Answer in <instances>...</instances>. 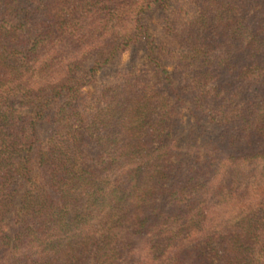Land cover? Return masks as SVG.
I'll return each instance as SVG.
<instances>
[{
  "label": "trees",
  "instance_id": "trees-1",
  "mask_svg": "<svg viewBox=\"0 0 264 264\" xmlns=\"http://www.w3.org/2000/svg\"><path fill=\"white\" fill-rule=\"evenodd\" d=\"M0 264H264V0H0Z\"/></svg>",
  "mask_w": 264,
  "mask_h": 264
},
{
  "label": "rangeland",
  "instance_id": "rangeland-1",
  "mask_svg": "<svg viewBox=\"0 0 264 264\" xmlns=\"http://www.w3.org/2000/svg\"><path fill=\"white\" fill-rule=\"evenodd\" d=\"M152 24V27L150 28L151 34L153 37H158V36H162L161 35V28L158 25L157 21L152 19V21L150 22ZM127 62V55H125L122 59V63H126ZM89 90V89H88ZM87 90V91H88Z\"/></svg>",
  "mask_w": 264,
  "mask_h": 264
}]
</instances>
